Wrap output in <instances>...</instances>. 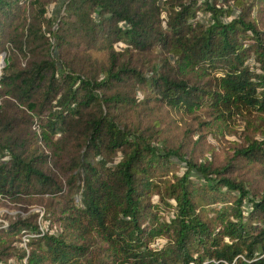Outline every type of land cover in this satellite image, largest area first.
I'll list each match as a JSON object with an SVG mask.
<instances>
[{"label": "trees", "instance_id": "1", "mask_svg": "<svg viewBox=\"0 0 264 264\" xmlns=\"http://www.w3.org/2000/svg\"><path fill=\"white\" fill-rule=\"evenodd\" d=\"M52 1L0 0V205L46 221L5 214L0 264H264V0ZM171 111L259 138L197 160Z\"/></svg>", "mask_w": 264, "mask_h": 264}, {"label": "rangeland", "instance_id": "2", "mask_svg": "<svg viewBox=\"0 0 264 264\" xmlns=\"http://www.w3.org/2000/svg\"><path fill=\"white\" fill-rule=\"evenodd\" d=\"M64 0H53L47 9V15L55 16L61 9L62 3ZM236 12V11H235ZM256 9L253 10L252 16L256 14ZM198 18L202 19V13H198ZM123 47L122 43H116L115 49H121ZM4 53L1 52L0 55ZM3 59V58H2ZM249 118V116H248ZM251 119V118H250ZM200 120H203L208 123V125L202 126V134L205 135L204 138L200 139L197 144H189V151H193V157L197 160H201L203 157L211 160L215 164H222L228 160V157L231 154L229 149L232 146V143H242L244 135H254L257 138L259 136L256 134L255 130L257 129L252 124H245L243 122V117L238 113L236 116L229 118L227 120H213L210 121L205 115H199V117L194 116L193 114H185L183 112L171 111L169 117H165L164 123L167 124L169 129L168 137H171L175 140H180L184 133L189 130H194L198 127ZM260 128H264L263 125H260ZM186 141L190 138L187 133ZM189 137V138H188ZM196 135H192L191 140L196 139ZM182 170V168L180 169ZM154 198V197H153ZM33 203V202H31ZM26 208V211H24ZM29 212H37L36 221L39 224V229L46 228V221L42 220V209L40 205L35 203L29 204L27 201H19L17 203L9 202L8 207L0 205V222L5 223L4 218L5 214H19L26 215ZM32 234H24L21 236V241L19 246L24 247V241L26 237H30ZM159 240L156 241V243ZM7 264H20L15 259H9ZM23 264L24 261H23Z\"/></svg>", "mask_w": 264, "mask_h": 264}, {"label": "water", "instance_id": "3", "mask_svg": "<svg viewBox=\"0 0 264 264\" xmlns=\"http://www.w3.org/2000/svg\"><path fill=\"white\" fill-rule=\"evenodd\" d=\"M1 56V64L3 65V54L0 55Z\"/></svg>", "mask_w": 264, "mask_h": 264}, {"label": "built area", "instance_id": "4", "mask_svg": "<svg viewBox=\"0 0 264 264\" xmlns=\"http://www.w3.org/2000/svg\"><path fill=\"white\" fill-rule=\"evenodd\" d=\"M2 67V64H1V56H0V68ZM32 235H30V237H31Z\"/></svg>", "mask_w": 264, "mask_h": 264}]
</instances>
